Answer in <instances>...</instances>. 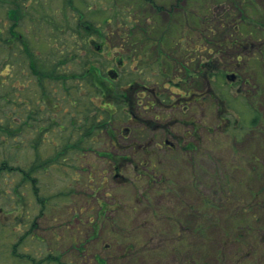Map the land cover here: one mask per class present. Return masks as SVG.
Returning a JSON list of instances; mask_svg holds the SVG:
<instances>
[{"label": "rangeland", "instance_id": "obj_1", "mask_svg": "<svg viewBox=\"0 0 264 264\" xmlns=\"http://www.w3.org/2000/svg\"><path fill=\"white\" fill-rule=\"evenodd\" d=\"M0 2V38L14 24L43 64L65 59L63 72L75 73L86 60L97 80L114 71L119 89L134 82L139 90L132 106L111 100L110 126L84 139L70 124L69 111L76 110L56 101L61 92L42 96L27 61L7 65L12 50L0 46V126L15 129L14 141L0 133V163L29 172L68 136L81 144L79 152L92 155L74 159L77 151H69L35 170L31 182L20 172H3L0 264L48 255L62 264H264V0ZM14 2L17 17L9 13ZM77 17L90 20L97 33L78 30ZM186 71H197L196 83ZM190 84L198 94L195 150L159 148L163 138L175 145L181 126L145 131L135 117L168 125L181 111L155 106L145 112L147 100L158 95L174 106L179 93L190 95ZM77 95L89 101L84 91ZM102 99L91 98L89 116L97 122L105 117ZM51 103L66 111L38 126ZM183 110L180 119L188 120L193 113ZM126 128L142 132L131 141ZM152 137L149 154L140 152Z\"/></svg>", "mask_w": 264, "mask_h": 264}, {"label": "trees", "instance_id": "obj_2", "mask_svg": "<svg viewBox=\"0 0 264 264\" xmlns=\"http://www.w3.org/2000/svg\"><path fill=\"white\" fill-rule=\"evenodd\" d=\"M1 4V2H0ZM3 4V3H2ZM13 8L9 11V13H12L11 15H14V17H17L18 13V6L15 7V5L12 3ZM9 8V7H8ZM35 12V10H34ZM78 21H79V28L81 32H86L85 34H96L98 30H96L97 28H95L93 26V24L91 23V21H85L83 23H81V17H77ZM14 24H12L8 28V36L4 37V39L0 38V46L3 47V45H6V49H11V53L9 54L10 59H8V63L7 65L14 66L15 64H17V62L19 63L20 61H22L24 63V61H27L30 72L32 74H35L38 77V81L39 84L38 85V89L41 90V94L42 96L44 95L46 98L47 92L48 91H52L54 92V90H59L61 92V98L60 100L56 99V101L59 103V105L61 104H66L68 107H70V105L76 110L73 112L69 111V114H73V116L69 117L70 120V124L73 128V130L75 131V133L77 132V134L80 132L83 133L84 135L81 137H85L89 136L90 134H92L93 132L96 131H101V130H105L106 128H108L110 126V122L113 120L112 119V115L110 114L111 109L108 107V105H110L109 103H111L110 101H114L115 105L120 107V106H125L126 102H127V96L129 93V90L127 91V88L129 86V84L126 86V91H123L121 89H119L118 85L116 84L115 81H117V74L114 71H110L108 72V77L109 79H101V80H97V77L95 74L90 73L89 71H91L89 69L90 65L86 64V60L83 64L84 68L81 69V72H63L65 69V62L66 60H60L56 63V61L53 62V66L47 65V63L43 64L40 59V57H36L34 55V53L32 52L31 48L28 47L27 43L25 42L23 36L21 33H17L14 30H12L13 28H11ZM81 25H83L82 28ZM6 28V29H7ZM2 26L0 25V33ZM5 29V30H6ZM80 36L83 34L78 33L77 35ZM54 39L56 41L59 40L57 39L56 36H54ZM54 40V41H55ZM55 41V42H56ZM79 43L85 44L86 41H78ZM95 42H92V44L94 45ZM64 44V43H62ZM22 51H21V49ZM96 48L98 49V47L96 46ZM19 49V50H18ZM79 49V48H77ZM21 51V52H18ZM76 56V55H74ZM129 59V58H128ZM74 60L73 57L68 58L67 62ZM129 61H131V59H129ZM4 66V65H1ZM60 69H62L60 71ZM60 71V72H59ZM62 72V73H61ZM205 80L207 81V86L209 88V77L208 76H204ZM208 79V80H207ZM106 80V81H105ZM45 81H49L48 83H52L51 87L52 89L49 88V85L46 86ZM134 83V82H132ZM45 84V85H44ZM54 85V86H53ZM131 85V84H130ZM133 88H136L135 83L133 84V86H131ZM75 90H81L84 91L85 93H87L88 100L89 101H81V96H72L74 95ZM71 91V92H70ZM206 91V90H205ZM204 91V92H205ZM9 92H7L8 95ZM70 93H72L70 95ZM53 94V93H52ZM86 96V94H85ZM100 96L102 99V106H107V107H100V115L102 116L103 114L105 115V117L103 118H99L98 122L95 121L98 119V116L95 115L94 117H90L89 116V112L93 110V108H90L93 106V103L91 101V98L94 97V103H96V98ZM112 97V98H111ZM6 98V97H5ZM111 98V99H110ZM118 98V99H117ZM105 100V101H104ZM109 100V102H108ZM121 102H119V101ZM50 106L52 108H57L58 110H56L55 112L52 110L51 107H49V112L50 115H52V121L54 122V120H56L55 118L60 117L62 112L64 113L66 110H64L63 108H58V106L53 105V103L50 104ZM76 107H79L80 110H77ZM96 107V106H94ZM97 108V107H96ZM95 110V109H94ZM98 110V108H97ZM96 111V110H95ZM34 114V113H33ZM54 115V116H53ZM49 115H47V118L44 119L43 121L38 120V126H45V122L49 119ZM115 120V119H114ZM58 125V122H57ZM3 126V127H2ZM0 126V133L3 134L6 138H8L7 140H11L15 139L14 135H15V129L13 128V133H11V128L12 125H2ZM64 125H61L62 129ZM66 126V124H65ZM70 126V125H68ZM105 127V129H103ZM10 134V135H9ZM80 137V136H79ZM113 138H116L115 135L112 136ZM85 139V138H84ZM87 139V138H86ZM95 141V140H94ZM93 141V142H94ZM62 145H60V147H57L55 149V154L51 157H48L47 159L50 160H42L40 163L41 165L37 166L34 165L33 168L30 169L29 172H25L23 171L20 167L15 166V163L11 164L10 162L12 161H5L2 160L0 163V176L3 174V172L5 173H15V172H20L22 173L23 177H24V182L27 181H32L31 179V174L33 175L34 171L36 170L39 171L44 170L45 168H48L49 163H56V161H61V159L66 156L67 154L70 152L69 151H77L79 152V150L82 148L80 143H74L69 136L64 138L62 141ZM59 148H61V150L57 151ZM39 160H41L39 158ZM44 162V163H43ZM43 163V164H42ZM58 165H62V163L58 164ZM56 165V166H58ZM70 168V166H69ZM33 182H35V180H33ZM34 185V184H33ZM22 242L18 243V246L21 245ZM16 253V248L13 249V254L15 255ZM20 258H22V256H20ZM27 259V258H26ZM30 264H62V262L60 261V259L58 257H52L50 255L45 256L44 258L38 260V262H36L34 259H28Z\"/></svg>", "mask_w": 264, "mask_h": 264}, {"label": "flooded vegetation", "instance_id": "obj_3", "mask_svg": "<svg viewBox=\"0 0 264 264\" xmlns=\"http://www.w3.org/2000/svg\"><path fill=\"white\" fill-rule=\"evenodd\" d=\"M144 1L148 2V0H144ZM14 5H15V7L18 6L16 4V2H14ZM18 9H19V6H18ZM176 43L181 45L182 44V39H179ZM162 63H164V62H162ZM161 71L165 72L164 68H162ZM166 72H169L168 68H167ZM192 73L193 74H191L190 71L189 72L186 71V74H188L189 77H193L194 78V83H196V81H197V79H196L197 71L196 72H192ZM231 79L232 80H236L235 75L232 76ZM130 84H129L130 86H128V88H127V91L129 90V93H127L128 94L127 103H129V106H132L134 104L133 103V97L137 96L139 94L138 93L139 90L137 89V87L136 88L131 87V86H133L134 83L131 82ZM189 87L191 88L190 89V95L185 96V95H182L181 93H179L178 97L180 99L178 100L177 104L174 105V106L173 105H164L163 101L161 102V100L159 99L158 95L152 96V98H150V100H147L146 108H144L145 112H147V111L149 112L148 108H153L155 106H163L165 108H176L177 110L181 111L180 113H178V112L175 113V118L174 119L172 118L169 121L168 125L166 124L165 126L162 127L161 125L157 124L153 120H150V119L144 120V119H140L139 117H135V121L138 120L136 122L145 131L146 130H155L157 132L158 129H162L163 130L164 127H166V128L167 127H169V128L170 127H174L175 124L181 126V127H179L177 129L175 135L172 136L173 139L175 140V145H174V142H171V141L167 140L166 138H163L162 139V143L158 144L159 148H161V145H162V147L163 146H167L166 148H168V150H172V149H175L176 151L181 150V151L185 152L186 154H191L195 150V146H194V144L192 142H194L195 139L197 138V118H196L197 117V115H196L197 110H196V105H195L197 103L196 102L197 100H195V97L198 94L196 92V84H190ZM143 89L146 90V88H143ZM187 107H189L190 113H193V115H190L191 117L188 120H184V119L181 120L180 117H181V115L184 114V112H183L184 110L183 109L187 110ZM131 114H133V113L131 112ZM152 116H154V118H156L157 115L155 114V115H152ZM135 121H133V120H131V121L129 120L128 121L127 120L126 124L128 123V125H129V124L135 123ZM51 122H52V115H50L49 119L46 121V124L48 125V123H51ZM137 123L135 124V126L137 125ZM125 131H126V134L131 137V139H132L131 141H133L134 138H137V137H134V133L142 132V131H138V130H132L131 131L129 128H126ZM121 137H123V136H121ZM114 139L116 140V138H114ZM124 139H126V137H124ZM185 139H187L185 141V145L180 146L179 144H181V143L179 141L182 140L184 142ZM95 143H96V141H94V144ZM141 143L143 145L142 141H141ZM149 143H150L149 147H143L142 145H138L136 148L142 146V147L138 148V149H140V152L145 153V154H149L148 150H149L151 144L154 143V138L153 137L146 141V144H149ZM133 149H135V147ZM73 153H75V152H73ZM87 155L88 156H92L91 154H87L86 151H84L83 153L82 152H76L75 155H74V159H82V158H84ZM98 156H100V153L98 154ZM112 157L113 156L111 154L108 155L109 159H112ZM122 157L123 156L121 154L120 158H122ZM124 159L126 160V159H128V157H126Z\"/></svg>", "mask_w": 264, "mask_h": 264}]
</instances>
